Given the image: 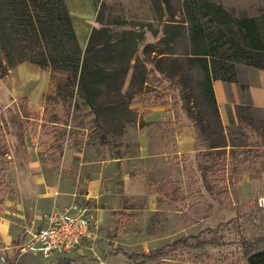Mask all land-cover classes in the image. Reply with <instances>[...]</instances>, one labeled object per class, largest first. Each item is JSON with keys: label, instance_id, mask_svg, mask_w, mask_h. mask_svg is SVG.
Segmentation results:
<instances>
[{"label": "rangeland", "instance_id": "rangeland-1", "mask_svg": "<svg viewBox=\"0 0 264 264\" xmlns=\"http://www.w3.org/2000/svg\"><path fill=\"white\" fill-rule=\"evenodd\" d=\"M69 1L83 50L94 27H104L113 39L124 31L143 30L145 40L137 54L143 65L136 69L135 57L129 62L126 55L119 53L120 49L118 52L102 51L90 60L92 65L99 64L107 69L130 64L125 77L117 75L123 84L121 93L116 94L104 83H90L87 88H81L79 72L41 68L28 62L10 66L4 51L0 50L7 67L6 75L0 76V145L8 148V154L0 155V159L7 161L9 167L5 176L0 172V264H140L114 257L110 252L119 248L129 253H149L181 237L199 234L200 240L209 241L204 249H186L166 260L170 264H248L242 255L240 240L243 236L250 239L264 237V210L252 201L248 205H237L236 188L227 180L224 187H220L224 190L215 192L224 202L219 206L204 189L198 171V138L190 152L175 154L176 129L188 126L190 121L183 111V95L179 88L156 71L153 63L142 54L144 44H156L161 36L158 33L156 37L148 29L151 26L160 31L162 27L156 19L153 0ZM160 1H169L171 12L176 19L180 18L183 0ZM210 1L222 4L237 19L264 18V0ZM99 13L101 25L96 22ZM184 49L182 45L178 46L179 52ZM183 68L192 104L213 121L200 68L185 63ZM245 68L253 67L237 64L236 84L246 104L250 102L244 87ZM145 69L146 83L142 84ZM51 96L55 99L47 101ZM89 96L91 101L88 102ZM109 104L114 108L111 109ZM232 111L236 123L229 126L227 134L230 138H238L236 109ZM249 112L259 123L262 112ZM246 114L248 111L242 113L244 117ZM51 118L59 125L49 123ZM69 146L80 152V158L75 159L70 168L62 170L61 153ZM120 157L128 159L131 176L142 172L147 178L149 196L125 198L116 206L112 204L113 195L109 194L103 204L94 202L90 205L98 238L82 254L62 263L30 254L19 258L18 252L2 249L10 242L20 240L27 227L39 224L51 210L63 209L61 206L78 201L89 202L81 197L84 180L78 188L81 195H72L70 178L77 176L80 163L91 167L82 170V179L100 170L106 176L117 173L119 163L103 166L101 162ZM183 163L187 166L186 171ZM189 175L198 183L190 186ZM209 175L212 180L215 178L212 173ZM172 182L184 190L185 204L192 206L200 195H204L213 205L212 214L187 221L178 210H186L184 204H173L165 194H173L176 185ZM170 184L173 186H168ZM120 186L121 180L116 179L114 191L119 193ZM233 204L235 206H231ZM97 207L103 210H97Z\"/></svg>", "mask_w": 264, "mask_h": 264}, {"label": "trees", "instance_id": "trees-1", "mask_svg": "<svg viewBox=\"0 0 264 264\" xmlns=\"http://www.w3.org/2000/svg\"><path fill=\"white\" fill-rule=\"evenodd\" d=\"M182 5L181 16L176 19L169 1L153 0L155 16L162 27L160 31L153 30L151 26L148 29L156 37L158 33L161 36L156 44H144L142 54L149 63H153L156 71L175 83L181 91L183 111L197 132L196 161L203 187L219 206H223V200H219L215 192L221 193L224 190L220 187H224L226 180L231 186H235L245 175L252 178L263 176L264 114H261L260 122L256 123L249 111L262 110L255 108L251 102L236 105L237 131L240 136L230 138L227 134L229 127L226 129L223 126L220 117L213 82L221 80L229 84L236 83L237 64L243 63L257 70H264V18L237 19L222 4L210 0H183ZM96 22L100 25L102 23L100 13ZM89 36L83 50L65 0H0V50L4 51L8 65L28 62L41 68L79 72L81 88H87L90 83H104L109 84L116 94L121 93L123 83L120 77H125L130 64L122 68L107 69L99 64L92 65L90 60L102 51L118 52L120 49L119 53L126 55L129 62L135 57V67L139 69L143 63L137 54L139 46L145 40L144 31H124L113 39L104 27H94ZM180 45L185 48L182 52L178 51ZM183 63L195 64L200 68L207 92L206 103L210 107L213 121L203 116L192 104ZM6 73L7 67L0 56L1 78ZM145 74L146 69L141 76L142 84L146 83ZM52 98L55 99L51 96L47 101ZM87 101H91L90 96ZM112 106L109 104L111 109L114 108ZM245 111L248 114L244 117L242 113ZM230 117V126H233L236 120L231 114ZM49 123L59 125L55 118H51ZM7 154L8 148L0 145V155ZM183 169L187 170L185 163ZM8 170V162L0 159V172L5 176ZM210 173L215 177L213 180ZM188 178L190 186L198 183L192 175ZM172 183L176 185L173 194H165L173 204H184L186 210H178L187 221L193 217L205 218L212 214L213 205L204 195H200L199 200L190 206L185 204L187 197L181 186ZM194 239L196 242L193 243ZM208 243L209 241L200 240L199 234L181 237L149 253H129L124 249H115L112 254L140 264H170L166 258L180 255L186 249H204ZM240 244L242 255L248 264H264V237L250 239L243 236ZM204 257L208 258V255L204 254Z\"/></svg>", "mask_w": 264, "mask_h": 264}, {"label": "crops", "instance_id": "crops-1", "mask_svg": "<svg viewBox=\"0 0 264 264\" xmlns=\"http://www.w3.org/2000/svg\"><path fill=\"white\" fill-rule=\"evenodd\" d=\"M65 1L67 7L69 8L70 1ZM245 74L246 82L244 84V87L247 90L249 102H251L255 108L262 110V113L264 114V70L245 68ZM213 89L215 91V98L216 102L218 103L219 113L222 119L223 126L227 129L231 124L230 114H233L232 110L235 109L236 105L244 104L241 98V91L237 87L236 83L231 82V84H228L221 80L213 82ZM175 133L176 135L174 137V145L177 149L175 154L177 155L190 152L192 149L191 147H194L197 140V132L191 121L188 122V126H185L184 128L177 127ZM79 156L80 152L78 150L73 151L70 146L66 147L61 159L62 170L70 168V166H72L73 164V161L77 158H80ZM106 161L101 162L103 166L112 162L117 164L119 163L120 169L118 170V172L112 175L105 176L103 174L104 172L100 170L97 172H92L90 177L85 179L81 178V172L85 169H91V167L88 165H84L86 163H80V168L77 176L75 178H70L73 183V196L78 197L79 195H81L78 192V188L82 180H84L85 182V189L82 192L83 194L81 195V197L88 200L90 205H93L94 202L103 204L109 197V194L113 195L111 196L113 200L112 204H115L116 206L120 205L121 200L125 198H132L135 196H149L147 178L144 177V174L142 172H138V174H134V176H131L129 173L131 168L129 166L127 158L120 157L112 160L108 159ZM116 179L121 180L119 193L115 192L113 189V185ZM235 188L237 205H248L249 202H253L256 196L264 193V172L261 178H252L250 175H245L242 180L235 185ZM235 204L231 206H235ZM64 206H61V208H64ZM104 206H107V204H104ZM96 209L103 210L102 207H97ZM43 226L44 223L42 219L39 224H36V226L27 227L20 240L10 242L8 246L2 249L18 252V248L21 246V244H23L24 241L30 238L29 233L37 231ZM90 244L92 243L89 241H85L80 247L79 251L70 255H66V257L54 258L53 260H58L64 263L70 260V258H74L75 256L80 255V253L82 254L84 249L88 248V245ZM113 250H115V248H113ZM112 251L110 252L112 256L122 258L120 256L113 255Z\"/></svg>", "mask_w": 264, "mask_h": 264}, {"label": "built area", "instance_id": "built-area-1", "mask_svg": "<svg viewBox=\"0 0 264 264\" xmlns=\"http://www.w3.org/2000/svg\"><path fill=\"white\" fill-rule=\"evenodd\" d=\"M256 206L264 210V193L254 198ZM44 226L29 233V239L18 248V257L25 254L46 260L66 257L79 251L85 241L94 242L97 230L90 213V203L78 201L53 209L43 217Z\"/></svg>", "mask_w": 264, "mask_h": 264}]
</instances>
